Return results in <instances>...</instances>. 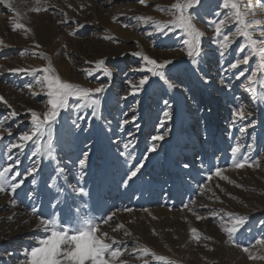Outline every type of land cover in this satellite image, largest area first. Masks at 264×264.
<instances>
[{
  "label": "rangeland",
  "instance_id": "374dc122",
  "mask_svg": "<svg viewBox=\"0 0 264 264\" xmlns=\"http://www.w3.org/2000/svg\"><path fill=\"white\" fill-rule=\"evenodd\" d=\"M11 2L15 8L13 13L0 5V125L3 126L0 136L4 137L0 141V154L9 143L16 142L20 133L30 129L29 110L41 116L47 110V98L36 85L35 77L13 70L31 71L51 66L65 82L90 89L100 85L108 87L96 94L101 101L100 119L91 116V109L83 110L80 114L85 119L80 121V129H76L72 123L73 111L61 112L53 125L56 161L41 158L40 171L34 174L36 186L29 177L14 195L0 193V260L6 264L26 262L24 250L45 235L42 228L37 229L39 218L32 213L33 206L41 217L55 216L67 224L64 214L71 205L77 220L99 219L116 213L108 224L100 222L99 226V231L118 242L113 248L121 249V256L113 264H264V245L255 243L257 239H264L261 223L264 221V103L254 101L241 86L258 63V57L251 55L248 40L236 37L229 54L222 60L218 44L214 42L220 39L215 37V22L226 16L235 19V10L220 8L222 0H201L200 6L189 10L197 16V29L204 33L202 54L197 58L200 72H197L182 51L183 33L176 29L168 35L157 34L153 24V21L171 24L176 15L172 5L178 0H144V4L139 0ZM234 2L246 22L261 21L249 32L253 39L264 40L259 34L264 31V0ZM136 17L152 20L145 24ZM13 23L22 27L13 30ZM238 27L242 26L234 22L223 31L230 34ZM245 45V51L238 52ZM134 52L161 62L173 60L174 65H169L166 75L178 86L168 89L150 73L133 71L143 63L132 55ZM244 55L251 56L249 64L240 65L226 77V82L232 85L230 90L222 88L219 83L222 66ZM100 60H104V66L96 69V62ZM104 68L112 73L111 77L104 75ZM89 69L94 70L92 76L87 74ZM241 70L245 71V77L236 80L235 75ZM201 73L210 78L211 85H203ZM40 75L43 73L37 71L36 76ZM145 75L149 76L145 90L129 95L132 89L126 81L137 84ZM261 80L264 77L258 76L253 85L257 95L264 93ZM32 92L37 95L33 97ZM164 100L169 102L167 106ZM241 105L248 118L237 120V126L230 127L233 110H239ZM13 110L20 114L15 119L8 116ZM164 111L169 112V117L163 116ZM124 119L129 123L121 130ZM162 120L164 127H159ZM252 123L255 127H249ZM9 125L11 136L3 131ZM241 126L246 128L243 136ZM165 130L168 134L155 142L154 152L148 153L147 148L153 143L150 138ZM252 137L256 142L249 150L247 145L252 143ZM129 140L135 145L129 149L134 153L131 164L119 155ZM238 142L243 147L235 162H243L247 155L248 161L258 163V167L237 169L233 166L231 148ZM33 148L29 142L14 172L24 173L30 166L28 156ZM84 151L90 155L84 180L79 181L74 165ZM17 153L18 149H14L13 155ZM57 161L65 172L53 181ZM141 162L143 167L129 182L130 186L121 187L129 169ZM10 163L14 161L0 155V167ZM185 163L190 167L185 168ZM217 167L224 170L222 174L227 179L215 175L207 179ZM49 183L56 187L49 189ZM70 186H83L89 195L77 197ZM30 193L34 199L28 198ZM129 208L131 212L127 211ZM225 213L247 218L231 240L222 231L231 226ZM197 216L201 219L197 220ZM118 224L124 227L113 231ZM193 228L198 239H193ZM125 231L131 235L125 236ZM245 247L249 252L243 251ZM145 248L150 254L143 252ZM249 255L254 258L249 259ZM155 256L165 259L156 260Z\"/></svg>",
  "mask_w": 264,
  "mask_h": 264
},
{
  "label": "snow or ice",
  "instance_id": "6c2138e0",
  "mask_svg": "<svg viewBox=\"0 0 264 264\" xmlns=\"http://www.w3.org/2000/svg\"><path fill=\"white\" fill-rule=\"evenodd\" d=\"M258 3L261 0H257ZM139 3L144 4V0H139ZM0 5H3L8 9L10 13L15 11L14 5L11 0H0ZM201 5V0H178L177 3L172 5V9L175 11L176 15L171 24H161L157 21H153L155 25V31L157 34L168 35L169 32L173 30H180L183 33L182 39V51L185 52L186 56L189 58L190 63L195 65V70L200 72L197 58L201 56V44L202 37L204 33L199 31L195 25L197 16L191 13L189 10L195 9ZM220 8L228 9L231 8L235 10V19L230 16L221 18L218 22H215L214 33L215 37L220 39L214 40L218 44V55L223 60L229 54L230 46L235 42L236 37H244L250 42L251 46V55L258 57V63L255 67L250 70V74L246 76V82L242 83V87L247 91L253 98L254 101L258 103H264V93L257 95L256 88L253 86L257 77H264V40H256L252 38L249 29L253 28L254 25H259L260 20H253L251 22H246L244 17L241 15L240 9L237 3L234 0H222ZM163 10V9H161ZM255 15V13H253ZM216 16H220V12H216ZM137 20L143 21L147 24L152 20L151 17H136ZM238 23L242 27L236 28V30L230 34H226L223 29L231 26L232 23ZM67 23V20L64 21ZM128 27L127 24L124 25ZM22 27L19 23H13V30ZM75 35V33H71ZM152 33H149L151 35ZM260 36L264 37V31H261ZM261 45V47H257ZM247 45L242 46L238 49V52L243 53ZM133 56L139 58L143 63L138 68L133 69L136 72H146L150 73L151 77H157L168 89H174L178 85L170 82L169 78L166 75V70H169V65H174V61L170 59H165L162 62L157 59L150 58L148 55H145L141 52L132 53ZM46 59V57H45ZM251 59L250 55H244L242 58H237L233 62L222 66L223 75L220 77L219 83L222 88L231 89V83L226 82V77H230L233 73V70L239 68L240 65H248L249 60ZM104 66V60L96 62L95 68L101 69ZM15 73L24 72L26 75L34 76L35 83L38 85L43 92L44 96L47 98V110L43 112L42 116L38 114L35 110H29L27 115L30 116L31 127L29 130L24 131L18 135L16 142L9 143L6 151H3L2 157L6 158L8 161H14L13 163L8 164L7 166L0 167V193L7 192L10 196L16 193V190L21 188L25 183V180L31 177V184L33 186L37 185V179L34 174H37L40 171L41 163L43 160L56 161V146L53 144V125L56 123L58 117L62 111L72 110L74 113V119L72 120L73 125L76 129H80V121L85 119V116L80 113L83 110L91 109V116L95 119H100L99 109L101 107V101L96 94L103 93L106 91L108 85H100L95 88H83L77 84L65 82L61 80L53 71L51 66H46L43 69H32L31 71H26L24 69L13 70ZM37 71L43 73V75L36 76ZM94 70L89 69L87 74L88 76L93 75ZM104 75L111 77L112 73L104 68ZM241 77H245V71L241 70L235 75L236 80H240ZM200 80L203 81V85H211L212 81L210 78L201 73ZM131 86L132 91L129 95L139 94L142 90H145V85L149 84V76L145 75L143 78H140L137 84H133L131 80L126 81ZM199 83V81H198ZM150 86V85H149ZM182 87L183 85H179ZM261 88H264V80L260 82ZM31 90V85L28 86ZM36 92H32V96L35 97ZM2 99V98H0ZM75 100L78 103H70V101ZM237 103H239V97H236ZM163 103L167 106L169 102L164 100ZM19 113L16 111H11L8 113V116L15 119ZM126 115V114H125ZM164 117H169V112H163ZM233 119L231 120L230 127L237 126V120H245L248 118L244 107L241 105L239 110L234 109L232 113ZM133 122L135 117L132 118ZM129 121L124 119L120 123V129L123 130L124 126L127 125ZM165 121L160 122L159 127H164ZM0 127H3L0 125ZM249 127H255V124L252 123ZM110 130V129H109ZM3 131L7 132L9 136L12 135V126L9 125L6 128H3ZM240 132L242 136L246 134V128L241 126ZM168 134L167 130L163 134L153 135L150 139L153 143L147 148L148 153H152L156 150L157 145L155 142L161 141L164 136ZM129 135H131L129 133ZM242 136L237 138L238 141L242 139ZM4 139L3 136H0V141ZM29 142L34 146L33 150L28 156L29 161L31 162L30 166L27 167L24 173L19 171H13L14 166H19L20 156L24 155L25 148ZM256 138L252 137V143L247 145L249 150L254 148ZM135 145L132 144V141L129 140L123 145L124 150L120 151L119 155L125 158V163L131 164V160L134 158V153L129 151L131 147ZM242 144L239 142L231 148V156L233 157V166L237 169L247 167H258V163H251L248 161L247 155L244 158L243 162H235L237 154L240 152ZM18 149V153L14 156L13 150ZM89 151H84L82 158H79L74 168L76 170V176L79 181H83L86 175L85 168L87 167V160L89 158ZM143 167V162L136 165L134 168H130L126 173L125 177L121 181V187L128 188L130 186L129 182L133 181L134 177H137L140 173L141 168ZM185 168L190 167L189 164H184ZM223 169L217 167L215 171L207 176V179H212V175L220 177V179H227L222 173ZM65 169L59 167L57 161L56 175L52 177L53 181L58 180L64 174ZM17 177H20L17 180ZM9 180L12 181L9 185ZM231 183V181H229ZM65 183H67L65 177ZM10 187V191H8ZM54 183H49L48 188H55ZM71 191L77 197H86L89 195V192L85 190L83 186H70ZM219 187V185H217ZM203 188V185H201ZM58 192L62 193V190L57 188ZM29 199H34L32 194H29ZM219 199V197H217ZM14 204L15 201L13 200ZM59 203V199H57ZM53 208L56 207V204L52 205ZM187 207V205H185ZM32 213L36 214L39 218V223L37 224V229L42 228L44 236L38 238L36 244L30 249L24 250L22 253L26 257L25 261H20L18 264H113V262L121 256L122 252L119 247L113 248V245H116L118 242L115 239H112L108 236L106 232L99 231L100 222L103 224H108L113 216L116 215L115 212H112L110 215L101 216L99 219L93 218H84L82 220H77L73 216L72 207L68 205L64 218L67 219L68 223L63 224L60 219L53 217H41L35 206L32 207ZM131 212L132 209H127ZM147 212V209H144ZM231 221L230 227H225L222 229L229 239L231 240L235 233L243 226L247 218L242 216H237L232 213H225ZM155 218V217H153ZM11 219V217H9ZM201 217L197 216V220H200ZM264 224V221L261 222ZM124 225L118 224L113 229L117 231L122 229ZM193 234V239H198L197 230L195 228L191 229ZM125 236L131 235V233L125 231ZM111 240V243H107L106 240ZM235 244V241L233 240ZM257 245H264V239H257L255 241ZM244 252H249L247 247L243 248ZM145 254H150L147 248L143 249ZM7 255H14V253H9ZM156 260H164L162 256H155ZM252 255H249V259H253ZM0 264H6L4 260H0ZM122 264V262H121Z\"/></svg>",
  "mask_w": 264,
  "mask_h": 264
}]
</instances>
